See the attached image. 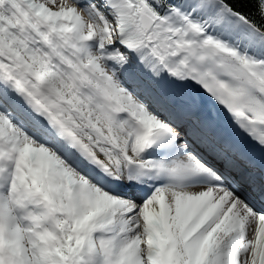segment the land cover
<instances>
[{
    "label": "snow or ice",
    "instance_id": "1",
    "mask_svg": "<svg viewBox=\"0 0 264 264\" xmlns=\"http://www.w3.org/2000/svg\"><path fill=\"white\" fill-rule=\"evenodd\" d=\"M0 264H264V0H0Z\"/></svg>",
    "mask_w": 264,
    "mask_h": 264
},
{
    "label": "bare ground",
    "instance_id": "2",
    "mask_svg": "<svg viewBox=\"0 0 264 264\" xmlns=\"http://www.w3.org/2000/svg\"><path fill=\"white\" fill-rule=\"evenodd\" d=\"M224 123H225V122H224ZM224 125H226V123H225ZM231 132H236V129H234V130L231 131ZM239 137L242 138V139H244L246 142H251L250 140H248L247 137H243L241 134H239Z\"/></svg>",
    "mask_w": 264,
    "mask_h": 264
}]
</instances>
